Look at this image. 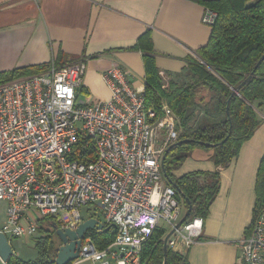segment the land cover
I'll return each instance as SVG.
<instances>
[{
	"label": "built area",
	"instance_id": "1",
	"mask_svg": "<svg viewBox=\"0 0 264 264\" xmlns=\"http://www.w3.org/2000/svg\"><path fill=\"white\" fill-rule=\"evenodd\" d=\"M217 18L206 9L203 23L212 27ZM86 69L84 62L52 64L0 85V203L7 204L0 232L9 241L34 238L46 217L62 231L94 218L115 240L99 249L86 234L73 264H141L145 243L158 229L171 232L185 214L162 168L180 119L167 105L160 113L148 108L145 91L117 65L104 74L109 101L79 100ZM80 140L84 150L94 146V161L76 158ZM203 229L196 217L169 246L190 248ZM238 247L237 264H264V210Z\"/></svg>",
	"mask_w": 264,
	"mask_h": 264
},
{
	"label": "crops",
	"instance_id": "2",
	"mask_svg": "<svg viewBox=\"0 0 264 264\" xmlns=\"http://www.w3.org/2000/svg\"><path fill=\"white\" fill-rule=\"evenodd\" d=\"M205 13L204 6L191 0H0V74L50 64L63 54V66L86 64L77 97L94 103L110 100L104 74L113 65L129 74L133 87L145 91L149 55L163 89L170 83L182 85L188 81L187 60H200L199 51L211 38ZM259 116L264 118V105ZM262 120L228 167L214 163L212 150L196 148L173 172L177 178L193 172L221 176L202 236L190 248L182 243L174 248L190 264H237L238 244L256 205L257 173L264 158ZM0 264H5L1 258Z\"/></svg>",
	"mask_w": 264,
	"mask_h": 264
},
{
	"label": "trees",
	"instance_id": "3",
	"mask_svg": "<svg viewBox=\"0 0 264 264\" xmlns=\"http://www.w3.org/2000/svg\"><path fill=\"white\" fill-rule=\"evenodd\" d=\"M191 1L218 14L216 23L211 27L209 43L199 51L200 60H187V83H170L166 89H163V82L152 57L146 56L144 94L148 108L160 113L163 106L167 105L180 119L179 139L165 153L164 165L167 184L175 188L185 212L189 208L186 199L191 202V213L186 223L196 217L206 219L219 194L221 176L219 172H193L177 178L173 172L181 167L196 148L212 150L214 163L222 168L228 167L238 157L243 144L253 137L261 125L263 120L260 119L259 110L264 105V60L252 79L241 88L239 95L231 98L233 90L254 71L264 55V0ZM63 58V54H60L50 64L1 73L0 85L41 74L52 64L63 67L60 63ZM196 112L202 114L198 120ZM188 139L195 142L179 143ZM199 142L213 144L214 147H206ZM82 144L80 140L75 147L76 158L87 163L94 161V146L90 145L89 149L84 150ZM256 195L253 221L245 237L250 235L264 210V158L257 173ZM38 232L42 234L35 238L38 257L33 261H24L14 254L6 264H56L61 242L53 220L49 217L41 220ZM167 234L164 229H158L145 243L141 264H164V239ZM87 236L92 238L99 249L106 248L115 240V233L110 230H92ZM166 264L190 263L185 255L169 246Z\"/></svg>",
	"mask_w": 264,
	"mask_h": 264
},
{
	"label": "water",
	"instance_id": "4",
	"mask_svg": "<svg viewBox=\"0 0 264 264\" xmlns=\"http://www.w3.org/2000/svg\"><path fill=\"white\" fill-rule=\"evenodd\" d=\"M263 60H264V55L261 58V60L257 63V65L255 66L254 71L246 78L245 81H243L237 88L233 90L231 94V98L236 95H239L241 88L252 79L254 73L260 67ZM227 111L229 112V103H228ZM231 131H232V127L230 129V133ZM194 142H195L194 140L188 139V140L181 141L179 143L188 144V143H194ZM199 143L206 147H214L213 144H209L205 142H199ZM164 163H165V157L163 158L162 168H163V172L165 176L167 177ZM186 201L189 205V208L185 212L180 222L176 225V227L171 232H169L164 239V252H165L164 264H166V256H167L170 238L173 236L176 230L180 229L187 222V219L190 216L191 208H192L191 202L188 199H186ZM54 228L56 230L59 241L61 242V246L57 250L56 264H71L75 262L79 257V251H80V247L82 244V240L85 238L86 234L89 231H92V230L103 231L104 230L107 232L110 230L109 227H105V225L101 221L94 219V218L84 221L79 226V228L75 231H71V230L62 231L61 229L58 228L56 223H54ZM13 255H14V250H13V247L9 239L4 233L0 232V258L1 260L6 264Z\"/></svg>",
	"mask_w": 264,
	"mask_h": 264
},
{
	"label": "rangeland",
	"instance_id": "5",
	"mask_svg": "<svg viewBox=\"0 0 264 264\" xmlns=\"http://www.w3.org/2000/svg\"><path fill=\"white\" fill-rule=\"evenodd\" d=\"M196 115H197V120L202 117L201 113L196 112ZM6 210H7V204L5 202H1L0 203V228H2L6 220ZM41 236L42 234L38 232L34 238H22V239L11 240V244H12L15 254L24 261L35 260L38 257V251L36 249L35 238L41 237ZM79 264H92V262L84 261Z\"/></svg>",
	"mask_w": 264,
	"mask_h": 264
}]
</instances>
